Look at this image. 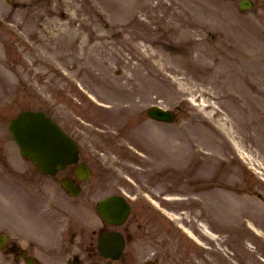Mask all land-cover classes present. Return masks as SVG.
I'll list each match as a JSON object with an SVG mask.
<instances>
[{
    "label": "rangeland",
    "instance_id": "374dc122",
    "mask_svg": "<svg viewBox=\"0 0 264 264\" xmlns=\"http://www.w3.org/2000/svg\"><path fill=\"white\" fill-rule=\"evenodd\" d=\"M29 1L31 6L36 3L35 0ZM165 1L166 5L171 6L168 12L174 13L176 23L187 29L197 26V36L201 40L192 44L180 37L177 40L180 39L181 42H165L169 49H166L168 52L165 53V58L162 53L156 52L163 45L157 38L153 37L152 42L143 41V44L136 41V46H141L140 49L147 48V55L137 50V55H141L134 59L128 55V50L118 55L119 47L114 29L113 32L104 34L102 23L97 17H93L90 9L93 8V3L95 8L105 11L106 27H112L113 22H121L122 25L115 28H124L123 21L133 20L134 8L142 11V0H68L64 8L55 1L56 11L51 18L56 19L55 30L58 36L55 37L57 47L54 54H51L56 55V60L64 63L66 68L76 72L77 78L89 84L100 98L116 104L115 108L101 114L102 110L86 100L72 82L73 85L66 78L49 71L48 64L44 70L49 71V74L45 73L44 76L38 68H33V62L38 58L36 52L26 44L17 43H20L18 29L23 28L25 34H30L29 40L35 42L32 44L34 49L38 53L44 52L34 36L37 29L32 23L34 20L24 8H13L6 0H0V13L4 16L1 18L6 19L5 25H0V142L2 138H6L5 148L14 154L15 145L7 138L6 118L24 106L50 110L56 100L63 103V109L64 104L71 103V107L77 114L84 116L86 121L94 118L99 121L108 120L112 127H120L132 120L136 122L142 119L145 107L153 100L152 96L157 94L163 103L178 108L180 120L164 125V128L160 124L149 122L150 141L153 144L158 142L160 150L164 149L169 165L185 166L188 174L183 186L179 184L178 176L185 173L169 172V179L163 186L174 193L189 195L185 204L169 205L177 211L185 207V214L191 219L192 226L198 227L199 220L220 232L219 243L231 250L232 257L242 264H263L259 241L246 230L244 222L245 217H248L264 228V179L260 178H264V7L258 5L253 12L241 13L236 0ZM62 9L64 13L59 11ZM84 21L86 23H82ZM137 28L141 27L137 25ZM145 30L143 27L141 31ZM98 38L104 40L98 43ZM142 38L148 39V33H143ZM82 39L84 43L94 41L90 54L94 56L91 60L94 65L88 64L90 73L80 72L74 67L77 59L69 55L70 48L77 42L82 43ZM47 43L49 44L48 41ZM192 45L194 52L188 58ZM79 51L83 53L81 46ZM23 55L27 60L21 59ZM133 55H136L134 51ZM150 55H154L153 64L145 57ZM122 57L131 61L128 66ZM98 58L102 59V63ZM135 60L142 62L143 70H136L126 84L127 75L133 73L132 65ZM147 64L151 65L152 75L146 73ZM23 65L29 73L26 74L25 70L24 76L20 77L21 72H14L13 66H16L17 71H23ZM168 65H174L172 68L177 72L165 71L163 67ZM208 65H212V71H209ZM91 68L93 72H100L103 76L92 74ZM118 68L122 69L120 74H117ZM167 74L173 76H167V80L163 81L165 79L162 76ZM27 80L33 85L29 87ZM77 96L84 102L80 103ZM199 101L202 105L193 103ZM208 103L217 105L223 112H219L214 106H207ZM215 112L217 115H214ZM210 114H213V118L209 117ZM108 127L109 125L106 126ZM236 146L259 164L261 172L258 175L250 173L238 162L235 157ZM108 147L112 149V146ZM150 148L152 151L156 149ZM197 148L210 153L203 156L198 153ZM158 152L159 157L162 156L158 150L156 154ZM203 158L206 160L200 162ZM10 160L15 166L22 165L15 156H11ZM122 163L125 167L137 169L135 160L132 162L122 158ZM5 169L0 164V197L6 201L9 173ZM211 170L217 173L213 183L218 186L213 187L212 181L210 182ZM135 172L146 188L150 184L149 187L154 190L164 189L154 180L149 182L151 176L148 173ZM192 173L195 176L191 177ZM124 183L130 189L125 181ZM106 185L107 190L112 188L109 186L111 182ZM196 197H204L206 205L200 207L195 201ZM140 206L137 205L136 210ZM142 215L143 227L137 229L136 223L133 224L138 230V240L129 247L121 264H133L134 254L138 253L143 258L157 247L162 248L157 253L159 264H187L185 260L192 255L193 249L187 247L189 243L179 235L175 225L144 211ZM164 238L166 241L162 242ZM193 256L192 262L197 258Z\"/></svg>",
    "mask_w": 264,
    "mask_h": 264
},
{
    "label": "water",
    "instance_id": "95a60500",
    "mask_svg": "<svg viewBox=\"0 0 264 264\" xmlns=\"http://www.w3.org/2000/svg\"><path fill=\"white\" fill-rule=\"evenodd\" d=\"M36 139H37V136L33 139V142H32L33 145H35V143L37 142Z\"/></svg>",
    "mask_w": 264,
    "mask_h": 264
}]
</instances>
